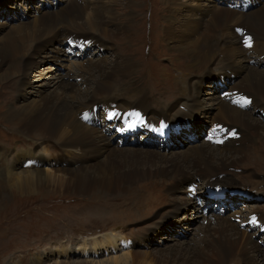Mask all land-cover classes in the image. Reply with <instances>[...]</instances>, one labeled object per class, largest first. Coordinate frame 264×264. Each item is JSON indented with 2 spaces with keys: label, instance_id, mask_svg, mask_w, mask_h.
<instances>
[{
  "label": "bare ground",
  "instance_id": "6f19581e",
  "mask_svg": "<svg viewBox=\"0 0 264 264\" xmlns=\"http://www.w3.org/2000/svg\"><path fill=\"white\" fill-rule=\"evenodd\" d=\"M116 2L117 0H109L107 3L102 0H67L63 3L64 5L62 4L61 9L57 7L56 11L40 13L30 23L26 22L24 24L26 32L18 29L11 33L7 31V34L0 41V71L6 67L0 72V81L6 82L16 75H21L17 83L20 88H24L30 85L28 79L31 75L36 76L39 73L35 81L47 75L48 83L38 85L40 87L51 86L53 87L52 91H55L53 94L41 96L43 92L36 85L33 94L35 95L34 98L37 97V99L32 103L33 105L27 108L18 106L16 109H8L5 113L6 121L8 119L21 135L32 139L37 145H43L45 151H48L46 149L49 147L59 152L74 150L73 152L82 153L81 156L76 154L68 156L72 159L71 161L77 164L72 169L70 165L74 163L65 158L67 157L66 152L63 153L60 160L58 158L57 161L51 163L55 167L65 165L60 170L62 176L54 177V175L47 174L45 178L41 179L37 171L32 170L37 173L35 176L32 175L34 172L27 171L25 173L28 174L15 178L17 180L15 185L18 186H14V188H29L32 184L31 180H36L38 185L39 183L56 184L62 193L82 197L91 196L98 200L126 197L125 202L135 204L134 208H136L133 211L131 208L121 212L118 210L120 213L113 215L119 219L118 221L125 223L131 219H139L153 213H155L153 216L159 218L160 210L155 209L162 206L161 204L164 202H171L170 205L174 203V189L184 179L191 180L185 188L187 196L190 198L198 196L201 192L196 191L198 184L193 183L196 179L202 181L203 177L213 178L220 175L242 185L256 183L258 184L256 188L259 187V190L264 191V178H257L256 176L262 174L263 172L260 170L264 169V124L259 118L260 115L254 117L246 111L249 108L247 105L241 107L243 100H247V104L252 105L255 109L257 105L258 109L262 107L259 105L260 102L264 103V71L258 69L254 61V59H259L261 64H264V6H257V3L249 4L248 8H250L247 10V14V11L242 13L238 10L221 8L213 10V6L212 8L208 7L202 0H194L190 5L203 8V12L187 16L184 24L179 26L181 28L175 29L169 34L167 39L170 43L169 50L177 51L180 56H185L191 62L189 66L194 70L193 75L198 72L202 73L210 64L217 65L219 68L231 66L232 69L237 70H224L217 74L218 78L223 76L221 75L223 73L232 74L235 80H228L230 83L226 84V91L223 90L219 96L222 99L209 105L210 109L214 110L212 114L208 113L207 115L211 127L210 134L213 130V134L216 135L215 140L221 142H216L215 145L209 142L206 146L193 147L188 153L190 156L188 159L187 156L167 159L165 155L156 154L153 151L117 149L113 145V138L117 135H107V131L110 129L104 130L103 127L109 125L104 123L103 119L102 126L95 124L90 127L80 118L81 113L86 111L92 100H100L102 102L99 110L102 112L107 109L116 110L121 113L122 117H125L138 111L141 116L145 117L141 129H153L157 134L154 139H161L170 138L168 131L172 125L176 124L177 120L191 121L195 113L200 114L197 109L198 106H196V104L199 105L198 98L194 95L196 83L191 79L186 86V74H181V77L176 79L177 87L180 83L177 89L178 97L182 101L176 102V107L178 104L181 105L180 109L170 114L169 119L171 120H169L166 115L160 112L165 105L161 102H151L148 94H145L146 89L138 87L134 80L137 63L132 57L122 56V53L119 52L118 56L121 58L112 65L99 66L100 64H95L87 67L80 65L79 55L73 54L75 49L78 48L81 52L85 47L91 49L92 43L95 42L96 46H100L99 48L104 50L103 48L110 47L107 42H110L112 37L129 35L132 29L131 25H123L116 20L115 14L120 12L111 6ZM51 6L49 7L52 10L54 6ZM165 7L169 12H166L167 15H172L173 10L178 6L174 2H166ZM170 21L171 17H166V23H170ZM108 26H112V28H108ZM167 29L164 28L165 36L168 33ZM76 33L78 34L77 37H68L72 34L76 36ZM86 33L91 36L87 37L84 35ZM247 37L251 38L252 50L251 47L244 46L243 41ZM53 38L68 39L70 45L71 43L75 44L72 48L65 44L68 46L65 48V53L72 56L68 55L63 59L64 61H74L71 63L75 67L73 75L54 74L51 76L50 70L41 69L40 61L35 60L37 58L34 57L35 54L40 55L42 52L38 48L39 44L48 42ZM99 38L101 40H98ZM80 42H84L86 45L83 46ZM78 45H81L82 48ZM97 62L99 61L97 60ZM245 63L248 66H245ZM82 85H85V88H82ZM229 89L231 93H228ZM174 94L168 101L170 109L174 107ZM247 94L251 98H247ZM225 96L226 98L229 96V100L234 97L233 105L229 104L228 101L224 102ZM190 99H195L197 103L188 101ZM185 100L190 103H183ZM234 106H238L239 109ZM121 108L126 110L133 108V112L122 111ZM181 110L182 112H180ZM193 112L195 113L193 114ZM261 113L264 115V109L261 110ZM146 115L148 116L146 117ZM96 117L98 121V116L96 115ZM156 117H160V119ZM222 122L231 124V128H238L233 139L222 137L224 134L228 135V132L221 127ZM121 126L120 133L122 135H118L123 140L117 139L118 146L132 145L134 139L131 140L130 137L138 132V130L135 132L134 127L138 126L140 129L141 125H137L131 119L126 118ZM225 126L227 127V125ZM173 128L175 127L171 129ZM180 132L175 134H180ZM218 132L221 134L217 135ZM18 155L24 157L21 167L31 168L37 163L48 165L45 163V159L36 157L31 153L18 152ZM13 156L16 159L17 154ZM33 161H37V163H32ZM8 166L9 164L3 163L1 168H8ZM198 177L201 178L198 179ZM209 185L211 186L210 189H207L208 187L204 189L206 193L207 191L216 192L211 196V199H217L226 191L236 194L233 190L241 188L228 181L210 182ZM199 189L201 190V187ZM263 191L252 196L263 198ZM206 197L207 194L202 198L203 201ZM202 199L198 201H202ZM144 208L152 211L144 212ZM233 213L235 216L238 214ZM257 214L254 216L257 221L256 225L263 229L264 221L261 219L262 222H258L259 216ZM238 220H236L238 225L234 226L227 221L221 223L217 218L212 217L210 223L206 222L207 224L204 226L197 243L195 242L189 248L180 247L167 256L174 255L175 264H263L264 259H262V252L259 250L261 248L257 245L250 244V249L253 250L251 253L255 251L257 255L253 261L248 259L249 249L241 244V240L243 238L245 240L247 237L244 236L245 233L239 225L242 224L240 219ZM248 222H250L249 219ZM107 235L106 238H113L112 233ZM123 235L126 237V234ZM129 241L130 247L128 249L131 250L133 246H137L132 239ZM140 241L142 240L137 239V242L140 243ZM198 243L203 249L198 247ZM124 244L126 245V243ZM91 245H94L91 248L92 254L98 253L96 251L98 246L107 247L102 241H98V246L94 243ZM112 247L115 248V244H112ZM76 249L85 254L88 251L85 245ZM238 249L240 258L238 257ZM166 257L159 262L157 261V264H162ZM128 259L129 256L124 254L122 260L125 264H127ZM112 263L116 264L117 260H113Z\"/></svg>",
  "mask_w": 264,
  "mask_h": 264
},
{
  "label": "rangeland",
  "instance_id": "374dc122",
  "mask_svg": "<svg viewBox=\"0 0 264 264\" xmlns=\"http://www.w3.org/2000/svg\"><path fill=\"white\" fill-rule=\"evenodd\" d=\"M65 1L67 2V0H0V41L7 34V31L11 33L18 29L19 31L26 32L24 25L26 22L30 23L40 13L56 11L57 7L61 9ZM102 1L104 3L109 2V0ZM193 1L117 0L116 3L111 5L120 12L117 15L115 14L116 20L120 24L131 25V34L112 37L110 42H107L110 47H105L103 48L104 50H101L100 46H96L94 42L91 49L85 47L81 52L77 48L75 49L76 53L75 51L74 53L72 52L76 56L79 55V63L84 67L95 64H100L99 66L112 65L121 58V56H118L119 52L122 53V56L128 55L132 57L137 63L134 80L137 82L138 87L146 89L145 94H148L151 102H161L165 105L164 109L160 112L166 115L168 119L170 118V114L174 113L177 109L179 110L181 106L178 104L176 107V102L182 101L178 97L179 92L177 88L180 83H178L177 87L176 79L180 78L181 74H186V86L191 79L196 83L194 95L198 98L199 105L196 104L195 99L188 101L194 102L198 106L197 109L200 114L193 112L195 115H192L191 121L177 120L176 124L172 125L168 131L170 138L154 139L157 137L155 130L150 128L141 129L145 117L141 116L135 109L137 113L122 117L121 113L116 110L111 111L107 109L103 112L100 111L101 107L99 106L102 101L92 100L87 106L86 111L81 113V120L85 124H89L90 127H93L95 124L102 126L101 122L103 119L104 123L110 126L103 127L104 130L110 129L107 131V135H117L113 138V145L117 149H136L141 152L153 151L156 154L165 155L167 159L184 156H187L188 159L190 157L188 153H190L193 147L206 146L209 142L215 145L216 136H207L208 133L210 134L211 129L207 115L214 112L213 109H210L209 105L215 104L222 99L219 97L221 92L216 85L218 80H221L220 78L225 79L223 80L225 86L230 83L228 80H235L232 74L223 73L224 75L220 76V78L217 77V74L222 73L224 70L236 71L237 69H232L231 66L219 68L217 65L210 64L202 73L198 72L196 75H193L194 70L189 66L191 62L185 56H180L177 51L169 50L170 43L167 41L169 34L175 29L179 30L181 28L179 26L184 24L187 16L201 14L204 10L203 8L192 7L190 3ZM166 2H174L178 6L173 10L172 15H167L166 13L168 12V9L165 7ZM202 2L208 7L212 8L213 6V10L221 8L238 10L242 13H246L249 10V4L257 3V6H264V0H255L254 3L253 0H202ZM50 5H52L51 7L54 6L52 10L49 7ZM166 17H171L170 23H166ZM172 22L175 23L173 24ZM166 26L169 28L167 29ZM108 28H112V26H108ZM164 28L168 30L166 36ZM84 35L89 37L90 34L86 33ZM77 36L78 34L76 33V36L72 34L68 37ZM98 40L101 39L99 38ZM65 44L70 45L68 39L53 38L48 42L40 43L38 46L42 52L40 55L35 54L34 57H37L35 60L40 61L41 69H49L51 76L54 74L71 76L75 73V67L71 64L74 61L72 59V61L69 60L70 62L63 60L65 56H72L65 53V48L68 47ZM241 45L243 47L242 43ZM74 46L75 44L71 43L70 48ZM78 46L80 47V45ZM254 61L258 69L264 71V64H261L262 62L259 59H254ZM245 66H248V64L245 63ZM5 68L3 67L1 70L3 71ZM208 70L210 72H205ZM20 76L16 75L6 82L0 81V264H114L112 263L113 260H117L116 264H125L124 260H122L124 254L129 256L127 264H157V261H161L170 252L180 247L189 248L195 242L197 243L204 226L210 223L212 217L217 218L221 223L227 221L234 226L238 225L236 220L240 219L242 224L239 225L246 234L244 236L247 237L245 240L244 238L241 240V244L249 249L247 254L248 259L250 258L253 261L257 255L255 251L251 253L253 250L250 249V244L257 245L262 249L258 248L262 252V259H264V226H262L263 229H260L256 224L248 222V219L251 221L258 212V222L264 221V197L258 200L257 198L259 197H253V199L247 196L250 193H252L251 195H258L257 193L263 191L259 190V187L256 188L258 185L256 183L252 185V183L245 182L246 184L242 185L236 181L226 179L223 175L213 178L203 177L202 181L196 179L193 182L198 184L196 191H201L200 194L190 198L187 196L185 188L191 180L184 179L174 189V203L170 205L171 202H164L161 204L162 206L155 209L160 210L158 214L159 218L153 216L155 214L153 213L142 216L139 219H133L134 221L131 219L127 221L128 223L118 221L119 219L113 216L118 215V213L127 208H131V211L136 208H134L135 204L125 202L126 197H118L111 200H98L91 196L82 197L75 194L62 193L56 184L39 183L38 185V181L36 180H31L32 184H30L29 188L15 189L14 186H18L15 185V183L17 184L15 178L28 174L25 172L35 170L39 173L41 179L45 178L47 174L60 177L62 176L60 170L65 165L55 167L51 163L57 161L58 158L60 160L63 157V153L66 152L67 157L65 158L75 164L76 162L71 161L72 159L68 156L72 154L81 156L82 154L76 151L73 152L74 150L59 152L49 147L46 149L48 151H45L43 145H37L32 139L23 134L21 135L18 130H15L16 127L8 119L6 121L5 113L8 109H16L18 106L31 107L32 103L37 99V97L34 98L35 95L33 94L36 85L48 83L47 75L35 81L38 78L37 76H39L38 73L36 76L31 75L28 79L30 85L20 88L17 83ZM65 80L73 82L72 80ZM40 85H38V88L43 92L41 96L55 92L52 91L53 87L51 86L40 87ZM82 88H85V85H82ZM173 93H175L174 107L170 109L168 101ZM228 93H231L230 89ZM247 95V98H251L249 94ZM233 98L229 100L230 97L227 96L226 98L225 96L223 100L225 103L228 101L229 104H232ZM32 99L34 101H31ZM163 101L166 102L164 103ZM188 101L185 100L183 103H190ZM93 104L94 106H92ZM245 105L249 107L246 111L254 117L260 115L259 118L264 124V116L261 113V110L264 109V103H259L260 106L262 105L260 109H258V105L256 109L250 104ZM234 107L238 108V106ZM92 109H94L95 114L98 116V121L94 112H91ZM120 110L133 112V108L127 110L121 108ZM86 115L87 119L84 118ZM137 115H139V119H137ZM126 118L141 126L140 129L138 126L134 127L135 132L136 130L138 132L130 137L131 140L134 139L133 143H131L132 145L120 147L118 146L117 139L123 140L119 136L122 135L120 133L122 126L120 127V125ZM156 118L160 119V117ZM221 124V127L228 132V135L224 134L222 137L233 139L234 135L238 132V128H231V124L228 125L226 122H222ZM172 127L175 128L171 129ZM179 132L180 134H175ZM165 134L167 135L166 132ZM18 152H28L36 157L45 159V163L48 165L38 164L37 161H33L32 163L37 164H34L31 167L32 169L21 167L24 157H20ZM16 154L17 157L15 159L13 155ZM3 163L9 164L8 168L2 169ZM74 164L70 165L72 166L71 169L77 166V164ZM35 171H32L34 172L32 173L33 176L37 174ZM260 171L263 173L257 174V178H264V169ZM200 178L198 177V179ZM219 181H228L236 185V187L239 186L241 188L233 190L236 194L226 191L224 194L219 195L217 199H211V196L216 192L207 191L206 193L204 189L205 187H208L207 189L211 188L210 182L217 183ZM200 187L201 190L199 189ZM205 194H207V197L203 201L202 198ZM200 199L202 201H198ZM230 209L231 212H229ZM149 211L152 210L144 208V212ZM205 211L207 212L205 213ZM233 212L238 214L235 216ZM111 233L113 234V238H106L108 237L107 234ZM122 234H126V237L125 235L122 236ZM131 239L137 246H133L130 250L128 248L130 247L129 240ZM137 239H141L142 241L139 243ZM98 241H102L107 247L101 248L98 246ZM92 243L97 244L96 251L98 253L92 254L91 248L94 246L91 245ZM112 244H115V248L112 247ZM82 245H85L86 249L88 248V251L85 250L86 254L76 249ZM200 246L198 243V247L202 248ZM237 252L239 255V249ZM238 257L240 258V255ZM162 264H175V256H167Z\"/></svg>",
  "mask_w": 264,
  "mask_h": 264
},
{
  "label": "snow or ice",
  "instance_id": "6c2138e0",
  "mask_svg": "<svg viewBox=\"0 0 264 264\" xmlns=\"http://www.w3.org/2000/svg\"><path fill=\"white\" fill-rule=\"evenodd\" d=\"M243 43H244V46H245V47H251V46H252V42H251V38H250V37L245 38L244 41H243ZM247 103H248L247 100H243V101L241 102V106H243V105H245V104H247ZM84 118L87 119V115H86ZM110 118H111V117H110ZM137 119H139V115H137ZM233 134H234V133H233ZM216 142H217V143H220L221 141H220V140H217ZM250 222H251L252 224H256V223H257L256 218L253 217V218L251 219Z\"/></svg>",
  "mask_w": 264,
  "mask_h": 264
}]
</instances>
